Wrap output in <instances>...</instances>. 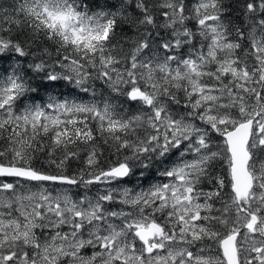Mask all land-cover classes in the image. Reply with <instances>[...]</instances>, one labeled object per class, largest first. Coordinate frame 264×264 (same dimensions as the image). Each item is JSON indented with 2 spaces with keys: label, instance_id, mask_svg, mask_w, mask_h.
<instances>
[{
  "label": "snow or ice",
  "instance_id": "snow-or-ice-1",
  "mask_svg": "<svg viewBox=\"0 0 264 264\" xmlns=\"http://www.w3.org/2000/svg\"><path fill=\"white\" fill-rule=\"evenodd\" d=\"M0 264H264V0H0Z\"/></svg>",
  "mask_w": 264,
  "mask_h": 264
},
{
  "label": "trees",
  "instance_id": "trees-1",
  "mask_svg": "<svg viewBox=\"0 0 264 264\" xmlns=\"http://www.w3.org/2000/svg\"><path fill=\"white\" fill-rule=\"evenodd\" d=\"M61 89H57V91H60ZM43 95H45L46 96V94H43Z\"/></svg>",
  "mask_w": 264,
  "mask_h": 264
},
{
  "label": "rangeland",
  "instance_id": "rangeland-1",
  "mask_svg": "<svg viewBox=\"0 0 264 264\" xmlns=\"http://www.w3.org/2000/svg\"><path fill=\"white\" fill-rule=\"evenodd\" d=\"M145 186H147V185H145Z\"/></svg>",
  "mask_w": 264,
  "mask_h": 264
}]
</instances>
